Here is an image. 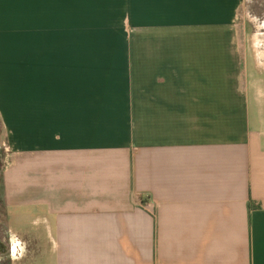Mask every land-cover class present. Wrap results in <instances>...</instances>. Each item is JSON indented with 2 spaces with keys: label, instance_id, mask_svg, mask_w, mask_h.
Segmentation results:
<instances>
[{
  "label": "crops",
  "instance_id": "crops-1",
  "mask_svg": "<svg viewBox=\"0 0 264 264\" xmlns=\"http://www.w3.org/2000/svg\"><path fill=\"white\" fill-rule=\"evenodd\" d=\"M243 2L0 0L4 226L28 254L264 264V69Z\"/></svg>",
  "mask_w": 264,
  "mask_h": 264
},
{
  "label": "rangeland",
  "instance_id": "rangeland-1",
  "mask_svg": "<svg viewBox=\"0 0 264 264\" xmlns=\"http://www.w3.org/2000/svg\"><path fill=\"white\" fill-rule=\"evenodd\" d=\"M237 24L239 28L245 29L246 43L254 50L258 66L264 69V0H244L239 11ZM6 152V137L0 123V248L7 253L3 255L0 251V264H52L53 258L48 254L50 245L44 244L41 248H32L28 254L29 245L23 239H20L22 241L18 240L19 244L16 245L17 238L9 239L10 236L6 232L1 196V172L3 157ZM12 245L17 247L14 256L11 255ZM21 251L23 254L18 255Z\"/></svg>",
  "mask_w": 264,
  "mask_h": 264
},
{
  "label": "built area",
  "instance_id": "built-area-1",
  "mask_svg": "<svg viewBox=\"0 0 264 264\" xmlns=\"http://www.w3.org/2000/svg\"><path fill=\"white\" fill-rule=\"evenodd\" d=\"M12 238H16V237H11L10 236V238L9 239H12ZM20 241V240H19ZM19 241H18V238L16 239V245H18L19 244ZM16 245L14 246V245H12V249H11V255L12 256H14V255H16V250H17V247H16ZM16 247V248H15ZM20 250V249H19ZM22 254V251L20 252V253H18V255H21Z\"/></svg>",
  "mask_w": 264,
  "mask_h": 264
}]
</instances>
